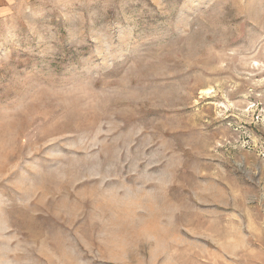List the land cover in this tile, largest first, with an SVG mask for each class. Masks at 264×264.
Wrapping results in <instances>:
<instances>
[{
    "label": "rangeland",
    "instance_id": "1",
    "mask_svg": "<svg viewBox=\"0 0 264 264\" xmlns=\"http://www.w3.org/2000/svg\"><path fill=\"white\" fill-rule=\"evenodd\" d=\"M0 264H264V0H11Z\"/></svg>",
    "mask_w": 264,
    "mask_h": 264
},
{
    "label": "crops",
    "instance_id": "2",
    "mask_svg": "<svg viewBox=\"0 0 264 264\" xmlns=\"http://www.w3.org/2000/svg\"><path fill=\"white\" fill-rule=\"evenodd\" d=\"M11 0H0V11H3V6L8 5Z\"/></svg>",
    "mask_w": 264,
    "mask_h": 264
}]
</instances>
